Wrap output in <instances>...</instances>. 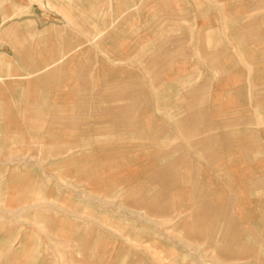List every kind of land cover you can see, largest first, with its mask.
Instances as JSON below:
<instances>
[{"label": "rangeland", "instance_id": "374dc122", "mask_svg": "<svg viewBox=\"0 0 264 264\" xmlns=\"http://www.w3.org/2000/svg\"><path fill=\"white\" fill-rule=\"evenodd\" d=\"M1 1L0 10L7 9L5 20H10V26L25 21L40 27L56 23L74 40L83 37L74 23L82 22L85 15L89 20L98 18L101 26L135 27L137 33L136 50H124L135 55L131 61L115 65L90 40L84 60L95 58L91 66H82L78 60L51 72L47 80L34 70L21 69L26 79L10 80L0 91L8 109L0 115V171L8 168L10 173L11 167H20L14 177H24L23 195L32 185L36 199L44 194L63 205L72 204L74 219L95 224L104 215L117 216L122 227L138 235L153 230L158 239L184 243V252L195 256V264H264V221L252 225L262 219L263 207H258L264 203V147L253 149L260 156L255 164L241 160L246 148L240 140L236 146H224V137L232 132L264 127L263 105L258 113L251 98L256 94L250 83L253 69L242 68L226 48L224 52L198 49L199 34L210 27L219 28L225 40L228 20H189V34L180 43L181 36L167 33L175 22L167 18L161 0H89L88 4L67 0L65 9L56 10L48 0ZM65 13L77 19L68 20ZM6 43L0 35V52ZM260 94L264 95L263 89ZM201 131H207L203 138L210 141L190 140ZM235 171L242 172L232 175ZM236 178L249 188L242 204L250 225L247 242L234 252L244 256L253 248L254 259H220L217 253L225 246L226 235L218 234L216 244L208 246L209 230L191 227L189 231L196 230L192 236L202 242L190 245L184 237L189 231L185 234L177 227L183 220H193L196 206L225 204L233 194L220 188L235 186ZM194 187L206 190L194 194ZM211 190L222 194L203 202L209 195L204 192ZM54 206L65 212L63 206ZM153 260L159 264L154 253ZM171 261L177 263V259Z\"/></svg>", "mask_w": 264, "mask_h": 264}, {"label": "crops", "instance_id": "0c3cea01", "mask_svg": "<svg viewBox=\"0 0 264 264\" xmlns=\"http://www.w3.org/2000/svg\"><path fill=\"white\" fill-rule=\"evenodd\" d=\"M48 1L55 10L67 7V0ZM81 1L86 4L89 3V0ZM139 1L145 3L151 0ZM161 1L162 10L167 11V18L173 19L175 22L173 27L167 29V33L172 34L174 32L177 36H181L180 43H184L189 34L186 28V24L189 25V20H228L225 40L221 39L223 32L219 28L210 27L207 33L199 34L198 49L207 52L214 50L224 52L223 50L226 48L232 59L237 58L242 68L253 69L250 83L252 88L255 87L256 94H253L251 98L254 100V106L258 108V113H261V106L263 105L264 108V103L261 104L264 95L260 94V90L263 89L264 91V0ZM1 2H6V0ZM106 5L108 4L104 1V6ZM8 15L7 9L1 7L0 17L3 21L0 24V35L2 42H7L6 45L1 44L3 52H0V91L2 92L5 91L4 87L9 84L10 80L26 79V73L20 74L19 70L21 69L34 70L32 71L34 74H43L41 79L47 80L52 73H56L62 67L72 66L75 62L78 63V60L79 62L82 61V66H91L90 61L95 58H88V61L87 59L84 60L89 51V49L84 50V48L89 46L88 41L90 40L96 41L98 43L97 48L102 52V55L115 61L117 66L122 61H131L135 56L131 53L127 55V52L124 51L136 50L137 33L133 31L135 27L128 29L121 26L119 28L117 26L109 27V23L105 27L100 25L98 18H96L97 21L95 19L89 20L87 16L82 15V22L76 21L74 24L80 26L83 37H75L73 40L72 34L70 36L68 33L64 35L66 29L62 31L56 23L44 26L45 28L36 24L30 26L27 21L10 26V20L7 21ZM55 15L60 16L56 12ZM63 17L70 21L77 19L66 13ZM132 23L135 24L134 21ZM130 25L129 23V27ZM193 25L192 28L195 31V22ZM12 35L13 37H10ZM85 36L88 37L85 39ZM157 44L160 45V42L157 41ZM162 45H164L163 42ZM162 47L159 48L164 50ZM176 49L182 50L183 48ZM78 51L79 53H77ZM7 52L12 53L13 57ZM85 70L88 69L84 68V74L88 75L89 70ZM4 98L0 97V103L4 106L0 107V115L8 112L7 106L2 101ZM2 118L5 119V117ZM114 119L118 122L122 121L120 116H116ZM128 125L129 127L132 125L130 120H128ZM250 131L256 135H251ZM201 132L190 140L205 141L203 136L207 135V131ZM206 138L210 139L211 137L206 136ZM224 138L225 147L236 146V142L241 141V146L246 148L241 158L243 162L255 164L259 162L260 156L253 153V149L264 147V127L242 129L236 133L232 132ZM214 140H218V138ZM214 140L213 143L215 144ZM218 141L222 142L223 139ZM230 157H233V154ZM226 158L229 160L228 156ZM2 170L6 172L0 171V264H156L153 260V253L154 257L159 260V264L160 262L172 264L171 260L175 259H177L176 264H195L197 262L195 256L184 252V243L180 245L169 239H158L153 230L138 235L134 230L133 232L126 230V225L122 227L121 220L117 216H111L110 219L109 215H104L100 220H95V224L89 223L74 219L72 204L64 203L63 205L59 199H50L51 196L44 194L36 199L34 196L35 188L32 185H29L31 191L28 190L27 195L24 196L22 191L25 183L24 177L22 174L14 177L15 172L21 171L20 167H11L10 173L8 168H2ZM241 172L235 171L231 174L237 175ZM233 183L235 186L231 188L227 189L222 186L220 188L222 191L223 189L230 190L233 194L227 196L225 204L216 205L210 202L203 203L202 207L196 206L193 209V220H183L177 226L178 231L182 230L186 234L185 230L189 231L191 227L209 230L208 246L216 244L218 234H222L221 237L226 235V244L219 251L220 253H217L220 259L247 260L250 257L254 259L255 250L253 248L251 251L250 249L247 250L244 256L234 252V249L240 248L241 244H245L244 242L248 240L250 219L248 210L242 204L247 201L249 188L239 178ZM202 190L206 189L193 188L194 194H202ZM209 190L210 188L207 191ZM204 194L209 195L203 199V202L205 200L213 201L214 197L209 196L213 194L218 196L222 193L211 190L208 193L204 192ZM261 194L263 195L262 192ZM54 204L63 206L65 212L56 211ZM41 205L45 207L41 208ZM261 207L264 211L263 202L258 208ZM263 211L262 219H256L252 225L263 223ZM88 221L90 220L88 219ZM127 226L129 228L135 227L133 224ZM100 227L104 229H100ZM108 228L112 230V233L109 232ZM191 230L184 235L186 239L188 238V243L190 245H194L195 242L201 244L202 239L200 237L197 239L192 236L196 230ZM133 245L136 248L138 246L144 247V252L135 249ZM248 252L251 253L250 256Z\"/></svg>", "mask_w": 264, "mask_h": 264}]
</instances>
